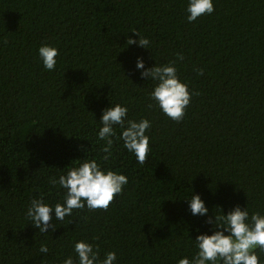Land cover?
<instances>
[{
	"label": "trees",
	"instance_id": "obj_1",
	"mask_svg": "<svg viewBox=\"0 0 264 264\" xmlns=\"http://www.w3.org/2000/svg\"><path fill=\"white\" fill-rule=\"evenodd\" d=\"M214 6L189 23L187 0H0V264H63L79 240L100 260L115 251L117 264L192 259L197 229L210 226L191 215V193L209 215L236 205L264 215V0ZM134 31L150 49L127 45L139 39ZM42 45L59 49L55 71L44 69ZM137 57L146 67L175 62L192 93L182 121L151 100ZM111 102L152 122L145 163L115 138L103 159L97 133ZM82 146L129 183L107 210L76 209L40 233L26 215L30 201L63 202L65 190L50 181L85 158Z\"/></svg>",
	"mask_w": 264,
	"mask_h": 264
},
{
	"label": "clouds",
	"instance_id": "obj_2",
	"mask_svg": "<svg viewBox=\"0 0 264 264\" xmlns=\"http://www.w3.org/2000/svg\"><path fill=\"white\" fill-rule=\"evenodd\" d=\"M214 11V0H187L186 19L189 23L203 15H211ZM134 33L138 34L139 39L129 38L127 45L150 49V40L142 37L139 32ZM59 55V49L51 45H42L38 49L39 59L49 72L56 70ZM178 59L182 60L183 56L178 54ZM135 67L141 77L153 85L150 97L154 104L171 120L182 121L192 93L180 79L175 62L156 63L153 67H146L143 57H137ZM197 71L203 75L202 70ZM99 125L97 137L104 142V160L111 158L115 138L122 141V147L134 155L138 163L146 162L151 151V138L147 134L152 127L149 119H131L126 105H113L111 102L104 109ZM81 150L85 151V158L75 160V166L72 163L66 167L65 174L50 181L52 185L65 190L63 202L50 204L44 197L30 201L26 215L32 221L31 225L40 233L54 230L55 221H64L76 209L87 207L90 211L107 210L129 183L127 175L103 168L96 159L89 158L90 150L83 146ZM185 199L188 200L191 215L206 217V223L210 227L208 231L197 229L198 235L193 239L197 249L195 256L192 259L183 257L177 264H260L256 250L264 251V215L254 213L250 217L247 206L242 208L240 205L226 214L221 208V215L215 212L209 215L206 201L199 194L191 193L190 198ZM40 252L47 254V245H41ZM74 252L75 258L68 256L63 264H117L118 261L115 251L107 252L103 260H100V250L87 240L76 241Z\"/></svg>",
	"mask_w": 264,
	"mask_h": 264
}]
</instances>
